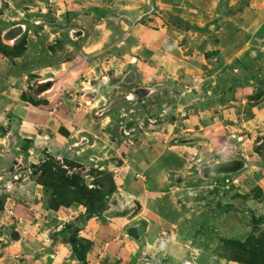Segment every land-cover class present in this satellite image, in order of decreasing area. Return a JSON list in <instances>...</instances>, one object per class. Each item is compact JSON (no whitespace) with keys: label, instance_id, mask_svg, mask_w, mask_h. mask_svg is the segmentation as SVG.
Wrapping results in <instances>:
<instances>
[{"label":"rangeland","instance_id":"1","mask_svg":"<svg viewBox=\"0 0 264 264\" xmlns=\"http://www.w3.org/2000/svg\"><path fill=\"white\" fill-rule=\"evenodd\" d=\"M24 39L23 67L0 55V264H242L227 244L264 235V0H0V44Z\"/></svg>","mask_w":264,"mask_h":264},{"label":"trees","instance_id":"2","mask_svg":"<svg viewBox=\"0 0 264 264\" xmlns=\"http://www.w3.org/2000/svg\"><path fill=\"white\" fill-rule=\"evenodd\" d=\"M26 39H24L22 42L15 43L10 49L6 46H2L0 44V55L9 58L12 57L15 62H12L13 68L19 69V67H23V64L20 62H16V59H19L22 54L26 51ZM30 103H33L34 105H37L40 103V100L36 99H28ZM1 129V128H0ZM32 147V141L29 142L28 145H26V149H24V154L27 156V150ZM39 164L32 166L33 169L31 170L32 176L34 178V181H38L41 184V187L43 188V192L45 195H47L46 200L49 202L48 208H58L59 205H62L61 202V194L63 189L65 188V182L63 180H58L54 174V171L51 167V165L46 164L44 161H38ZM66 180V179H65ZM58 181H62L61 183ZM58 182V183H57ZM60 183V184H59ZM78 189L81 191L84 189L85 195H91L92 190L87 189L85 186H79ZM77 189V190H78ZM48 193L50 194V197H48ZM43 194V195H44ZM59 197V199L57 198ZM100 199V198H99ZM3 200L0 198V211L3 210ZM264 236V235H263ZM261 235L259 239L251 237L246 239L245 241H238L235 245L234 243L227 244L230 247H228L229 251L232 253L233 258L242 264H264V237ZM227 249V251H228Z\"/></svg>","mask_w":264,"mask_h":264}]
</instances>
